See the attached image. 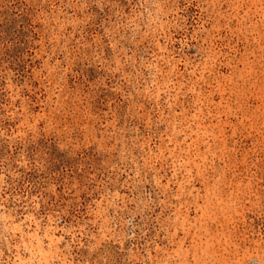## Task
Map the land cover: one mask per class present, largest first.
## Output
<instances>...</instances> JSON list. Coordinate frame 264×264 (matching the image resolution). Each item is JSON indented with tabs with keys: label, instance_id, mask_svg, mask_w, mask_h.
Returning <instances> with one entry per match:
<instances>
[{
	"label": "rangeland",
	"instance_id": "1",
	"mask_svg": "<svg viewBox=\"0 0 264 264\" xmlns=\"http://www.w3.org/2000/svg\"><path fill=\"white\" fill-rule=\"evenodd\" d=\"M0 264H264V0H0Z\"/></svg>",
	"mask_w": 264,
	"mask_h": 264
}]
</instances>
